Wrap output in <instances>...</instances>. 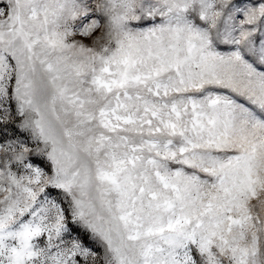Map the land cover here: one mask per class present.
Returning a JSON list of instances; mask_svg holds the SVG:
<instances>
[{
    "label": "snow or ice",
    "instance_id": "obj_1",
    "mask_svg": "<svg viewBox=\"0 0 264 264\" xmlns=\"http://www.w3.org/2000/svg\"><path fill=\"white\" fill-rule=\"evenodd\" d=\"M0 264H264V0H0Z\"/></svg>",
    "mask_w": 264,
    "mask_h": 264
}]
</instances>
